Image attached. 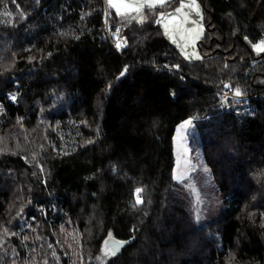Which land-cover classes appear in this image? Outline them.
Masks as SVG:
<instances>
[{
	"label": "trees",
	"instance_id": "16d2710c",
	"mask_svg": "<svg viewBox=\"0 0 264 264\" xmlns=\"http://www.w3.org/2000/svg\"><path fill=\"white\" fill-rule=\"evenodd\" d=\"M200 2L190 60L156 22L181 0L142 22L105 0H0V264H264V0ZM227 88L253 97L227 108ZM187 119L213 221L175 177ZM109 234L137 239L105 257Z\"/></svg>",
	"mask_w": 264,
	"mask_h": 264
},
{
	"label": "rangeland",
	"instance_id": "374dc122",
	"mask_svg": "<svg viewBox=\"0 0 264 264\" xmlns=\"http://www.w3.org/2000/svg\"><path fill=\"white\" fill-rule=\"evenodd\" d=\"M108 4V0H105ZM128 1V0H127ZM140 4H143L144 7H132L130 9H127L126 12L128 15L127 18L135 17L137 13L141 14L142 20H143V13L145 7L151 5L148 4L145 1L138 0ZM186 4H191V9L185 7L183 15H176L170 18H167L166 21H168L169 26L174 29V32L166 31L168 36L175 42L180 49L184 52L185 56L189 59H200L203 57V51L200 46V42L205 34L206 31V24L204 21V6L200 2V0H184ZM156 6V5H155ZM180 7V6H179ZM177 7V8H179ZM113 9V7H110ZM176 8V9H177ZM175 10L168 11L165 13H171ZM164 14V13H161ZM186 18L185 22H180L182 18ZM191 17V18H190ZM132 19V18H131ZM138 20V19H136ZM195 21V23H193ZM163 25V21L160 23ZM194 29V31H192ZM199 34L198 36L196 34ZM122 42V41H121ZM262 41L256 42L254 45H257ZM121 46L125 45V43H120ZM253 45V46H254ZM258 53V52H257ZM261 53V52H260ZM198 57V58H197ZM15 98V96H13ZM3 110V105L0 103V114ZM190 122V123H189ZM2 121L0 120V127H1ZM185 125L183 130L181 129V126ZM191 125V119H187L183 121L177 128L176 135H175V154H176V167H175V177H180V179L177 180H184L186 181V185L193 190V193L195 195V200L198 204L197 209V218H202L207 221H213L216 220L224 208V202L221 199L216 204V207L213 212L208 211L205 208L204 201L206 199V195L203 193V191L196 185L194 182L193 174L196 171V169L201 166V163L203 162L202 155L199 153L195 154L192 152V146L189 143V128ZM211 235L215 242L219 246L222 244V240L220 238V235L216 232H211Z\"/></svg>",
	"mask_w": 264,
	"mask_h": 264
},
{
	"label": "snow or ice",
	"instance_id": "6c2138e0",
	"mask_svg": "<svg viewBox=\"0 0 264 264\" xmlns=\"http://www.w3.org/2000/svg\"><path fill=\"white\" fill-rule=\"evenodd\" d=\"M157 2L161 6H163L165 3H170L171 0H157ZM108 4H109L110 7L116 8L117 15H119V16H127L128 15L126 12H122L120 10V7L117 6L115 3H113V0H108ZM124 7L125 8H132V7L142 8V7H144V5L140 4L138 2V0H128V2L124 4ZM149 7H155V4L149 5ZM185 7L191 9L192 5L191 4H186L184 2V0H181V4H180L179 8L175 9L174 12L161 14L160 18L156 22L157 23H161L166 18H170V17L176 16V15H183ZM131 18L132 19H138V20H140L142 22V16L139 13H137V15L135 17H131ZM105 23H107V16H106V19H105ZM193 23H195V21H193ZM164 26H165V28H167L166 24ZM192 31H194V29ZM118 33H119V29L116 30V33H114V35H117ZM196 35L198 36L199 34L197 33ZM116 47L120 48L121 47L120 43H117ZM253 48L258 53L264 52V41L258 43L257 45H254ZM125 71H126V69H125ZM241 94L242 93L240 92L239 89H237L235 91V95L239 96ZM184 127H185V125H182L181 129L183 130ZM177 179H180V177H177ZM140 191H142V190H140V189L137 190V195H138V193ZM138 202H140L139 199H138ZM5 231H6V229H5ZM123 243H125V242H117V241H115L111 237V234H109V238L104 241L103 255L105 257H107L109 255H112V256L116 255L117 251L119 250V248L122 246Z\"/></svg>",
	"mask_w": 264,
	"mask_h": 264
},
{
	"label": "built area",
	"instance_id": "2783aa9c",
	"mask_svg": "<svg viewBox=\"0 0 264 264\" xmlns=\"http://www.w3.org/2000/svg\"><path fill=\"white\" fill-rule=\"evenodd\" d=\"M261 41H264V33L261 36ZM157 68H160L159 66H156ZM167 68H170V66H166ZM258 96V95H256ZM227 97H232L234 102H238L240 104H247L251 98L253 97L252 94H241L239 96L235 95V92H233L230 88L225 89L224 91V100L225 103L227 104V108H230V103H228V98Z\"/></svg>",
	"mask_w": 264,
	"mask_h": 264
},
{
	"label": "crops",
	"instance_id": "0c3cea01",
	"mask_svg": "<svg viewBox=\"0 0 264 264\" xmlns=\"http://www.w3.org/2000/svg\"><path fill=\"white\" fill-rule=\"evenodd\" d=\"M141 2L142 1H145V2H147L148 4H155V5H160L158 2H157V0H140ZM128 1L127 0H113V3H115L117 6H119L120 7V10L123 12V11H127V9H130V8H125L124 7V4L125 3H127ZM113 9H115L116 10V8H113ZM175 10V9H174ZM191 18V17H190ZM167 19V18H166ZM166 19H164L163 20V27H164V29L166 30V31H168V33L171 31V32H174V29H172L170 26H169V24H168V21H166ZM186 21V18H185V16H184V18H182V20H180V22H185ZM167 25V28H165V26L164 25ZM189 59V58H188ZM191 60V59H190ZM192 60H196V59H192Z\"/></svg>",
	"mask_w": 264,
	"mask_h": 264
},
{
	"label": "water",
	"instance_id": "95a60500",
	"mask_svg": "<svg viewBox=\"0 0 264 264\" xmlns=\"http://www.w3.org/2000/svg\"><path fill=\"white\" fill-rule=\"evenodd\" d=\"M111 237L117 242H125V243L122 244V246L119 248V250L117 251L116 254H118L123 247H126V246L134 243L136 241V239H137L136 236H133V237H130V238H127V239H118V238L113 237V236H111Z\"/></svg>",
	"mask_w": 264,
	"mask_h": 264
}]
</instances>
